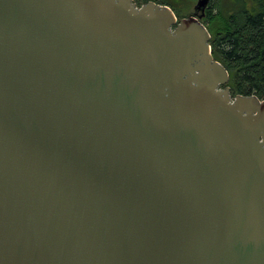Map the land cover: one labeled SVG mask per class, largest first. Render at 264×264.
<instances>
[{
	"label": "water",
	"instance_id": "1",
	"mask_svg": "<svg viewBox=\"0 0 264 264\" xmlns=\"http://www.w3.org/2000/svg\"><path fill=\"white\" fill-rule=\"evenodd\" d=\"M154 0H0V264H264V99Z\"/></svg>",
	"mask_w": 264,
	"mask_h": 264
},
{
	"label": "trees",
	"instance_id": "2",
	"mask_svg": "<svg viewBox=\"0 0 264 264\" xmlns=\"http://www.w3.org/2000/svg\"><path fill=\"white\" fill-rule=\"evenodd\" d=\"M137 5L149 0H134ZM188 16L193 0H154ZM215 59L229 72L232 96L264 99V0H211L202 19Z\"/></svg>",
	"mask_w": 264,
	"mask_h": 264
},
{
	"label": "rangeland",
	"instance_id": "3",
	"mask_svg": "<svg viewBox=\"0 0 264 264\" xmlns=\"http://www.w3.org/2000/svg\"><path fill=\"white\" fill-rule=\"evenodd\" d=\"M196 2H197V0H193L192 5H191V11H190V13L193 12V10H194V5L196 4ZM141 5H142V4H141ZM141 5H138V6H141Z\"/></svg>",
	"mask_w": 264,
	"mask_h": 264
}]
</instances>
